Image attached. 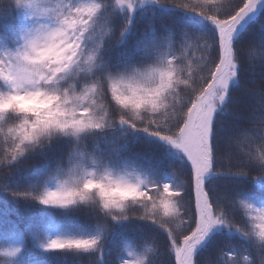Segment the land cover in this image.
<instances>
[{"label": "trees", "instance_id": "16d2710c", "mask_svg": "<svg viewBox=\"0 0 264 264\" xmlns=\"http://www.w3.org/2000/svg\"><path fill=\"white\" fill-rule=\"evenodd\" d=\"M24 1L14 6L8 4L11 0H0V39H12L25 19ZM94 1L108 7L117 0ZM149 1L131 20L123 21L118 13L104 10L83 46L85 54L96 52L95 66L91 71L74 66L54 87L79 91L93 80L128 75L162 57H176L179 64L175 66L185 74L198 70L202 56L208 64L217 60L218 30L208 16L166 0ZM243 2L229 0L220 15L232 14ZM256 11L232 36L237 79L214 116L211 139L220 158L214 159L203 178L214 211L222 213L226 222L200 242L195 264H264L260 235L264 227V175L259 168L244 163L249 155L257 160L264 157V5ZM6 91L0 84V92ZM97 105L99 110L107 100L97 98ZM18 119L9 113L0 120V246L15 242L21 253L17 257L0 255V264H125L133 252L144 264H175L168 225L161 227L136 215L151 212V208L130 204L127 218L113 219L95 201L61 208L44 205L37 197L60 176L71 178L72 170L79 175L88 168H118L143 170L148 175L143 188L162 190L168 184L172 190L183 191L187 201L191 165L186 156L163 143L153 134V127L145 131L140 124L132 127L115 122L79 136L54 133L10 160L7 127ZM240 168L248 174H237ZM156 203L159 205V200ZM181 212L186 222L177 218L171 223L177 239L194 227L191 212L183 208ZM159 219H164L162 207ZM55 225L97 238V248L90 252L46 250L48 229Z\"/></svg>", "mask_w": 264, "mask_h": 264}, {"label": "snow or ice", "instance_id": "6c2138e0", "mask_svg": "<svg viewBox=\"0 0 264 264\" xmlns=\"http://www.w3.org/2000/svg\"><path fill=\"white\" fill-rule=\"evenodd\" d=\"M166 2L199 11L216 26L218 58L214 63L208 64L202 56L198 70L185 74V70L175 66L179 64L176 57H162L142 70L109 76L106 81L96 79L76 91L53 85L74 66L87 71L95 66L96 52L85 54L82 43L100 5L86 3L67 8L58 5L55 9L40 10L30 0L36 14L51 13L54 21L33 28L23 37L21 47L0 55V82L8 89L0 92V120L9 113L19 117L7 127L6 135L11 139L7 150L10 160H16L27 146L54 133L79 136L115 122L132 127L140 124L145 126V131L155 128L153 134L180 149L191 165L187 201L183 199V191L172 190L168 184L162 190L152 191L143 188L139 178L133 181L109 171L99 175L95 171H82L77 175L75 170L70 171L69 180L60 182L55 189H46L37 198L44 205L61 208L95 201L113 219L127 218L125 213L130 204H140L144 210L151 208V212L136 215L161 227L168 225L175 264H195L196 246L214 225L226 222L222 213L214 211L203 178L212 169L214 159L220 158L212 146V123L218 104L225 100L229 80L236 75L232 35L241 18L254 8L256 0H244L232 14L224 16L220 10L229 0L227 3L220 0ZM19 3L20 0H11L8 4ZM127 7L131 10L133 5L129 3ZM261 87L264 88V82ZM97 98L106 99L107 105L99 106L98 110ZM261 139L264 142V125H261ZM244 163L259 168L264 175V157L257 160L249 155ZM240 169L237 174H248L244 168ZM161 207L164 219H159ZM182 208L191 212L194 227L177 239L171 223L177 218L186 222ZM260 235L264 239V227ZM97 246V238H56L46 245L52 250L77 252H90ZM125 264H144V259L128 260Z\"/></svg>", "mask_w": 264, "mask_h": 264}, {"label": "rangeland", "instance_id": "374dc122", "mask_svg": "<svg viewBox=\"0 0 264 264\" xmlns=\"http://www.w3.org/2000/svg\"><path fill=\"white\" fill-rule=\"evenodd\" d=\"M34 2L36 3V5L38 6V8L40 10L43 9H55L58 5L63 6L65 8L71 6V7H76V6H80L81 4H86V3H96L100 5V8L97 12V15L94 17L91 26L89 27L88 31L85 33V37L83 39V43H82V47L85 44L86 41V36L88 35V32L90 31V29L94 26V24L97 21V18L99 17V15L104 11L107 10L108 13H118L119 17L123 18L124 20L127 19H132V17L134 16L135 12H137V10L141 9L142 7H144L145 5H148L149 3H151V1L149 0H119V3L117 1H115V4L108 6V7H104L103 5H101L100 3L94 1V0H34ZM131 3L133 5L132 9L129 10L127 5ZM24 13H25V19L22 20L18 26H17V31L14 34V36L12 37V39H0V55L6 54L8 52H14L16 49H18L19 47L22 46L23 44V37L30 32L33 28L35 27H39L40 24H51L54 21V17L51 15V13H47L44 15H38L36 14V9L30 6V0H25L24 1ZM123 5V6H122ZM264 5V0H256L255 2V6L254 8L249 11L245 16H243L241 18V20L239 21V23L236 25L235 30L233 32L237 33L236 31L244 25L245 21L247 20V18L249 16H251L253 14V12L257 9L256 13L259 11V9ZM232 35V36H233ZM72 70V69H71ZM71 70L64 74L63 78L65 79L68 74L71 72ZM237 72V70H236ZM62 78V79H63ZM236 75L234 77H232L229 80V84H228V89L227 92L225 93V100L227 98L228 95V91L231 87V85L233 83L236 82ZM1 86L4 88H7L6 85H4L3 82H0ZM54 87V85H53ZM224 100V101H225ZM224 101L220 104H218L214 115H213V119L214 116L216 114L217 111L220 110L222 104L224 103ZM160 140L163 143L168 144L169 146H171L175 151L179 152L180 154H183L185 156V154L178 148L174 147L173 145H171L170 143H168L166 140L160 138ZM85 172H92L95 171L98 175L99 174H103L105 171H109L111 172L113 175L116 176H126L130 179H132L133 181H136L137 178H139L140 180L143 181L142 187L145 186L147 184L148 181V175L145 171L143 170H123V169H118V168H105V169H84ZM70 178H66V176H60V178L55 179L54 181H52V185L50 186V189H55L58 184L62 181L65 180H69ZM73 206V205H72ZM57 207V206H55ZM70 207V206H69ZM223 226V223L221 224H216L214 225L210 231L207 233L206 236H208L209 234H211L213 231L220 229ZM48 234L49 237L48 239L44 242V245L46 246L48 244V242L52 239H56V238H63V239H68V238H88L87 236H82L80 235L78 232H74L71 228L69 227H60L59 225H55L53 226V228L48 229ZM200 244V243H199ZM199 244L196 246L194 253L197 249V247L199 246ZM46 250H51L48 249L47 247L45 248ZM11 253V254H9ZM21 253V248L15 243V242H10L4 246H0V255H10V256H19ZM139 254L136 253H132L130 256L129 260H134L136 258L139 259Z\"/></svg>", "mask_w": 264, "mask_h": 264}]
</instances>
